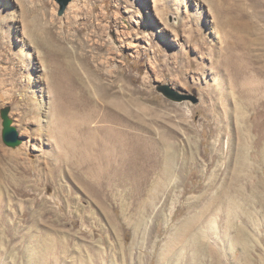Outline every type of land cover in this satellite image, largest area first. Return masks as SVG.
I'll use <instances>...</instances> for the list:
<instances>
[{"label": "rangeland", "instance_id": "1", "mask_svg": "<svg viewBox=\"0 0 264 264\" xmlns=\"http://www.w3.org/2000/svg\"><path fill=\"white\" fill-rule=\"evenodd\" d=\"M260 89L264 0H72L62 15L56 0H0V157L25 147L20 155L45 170L42 177L53 169L56 184L41 185L39 198L55 197L56 211L70 215L82 208L63 210L61 195L94 209L72 176L76 149L85 144L80 128L99 127L138 149L130 175L112 176L113 186L104 179L98 224L74 214L37 218L28 205L38 196L1 197L4 215L23 210L31 220L0 216V264H81L98 252L103 264H264V158L251 159L258 140L247 131ZM5 108L17 148L2 139ZM77 114L88 125L73 123L70 141L57 144V118ZM66 147L71 153L61 156ZM243 157L249 168L237 170ZM221 191L233 197L199 222L207 199ZM146 203V223L135 231ZM186 222L211 229L206 244ZM48 235L68 248L56 245L53 258L42 253Z\"/></svg>", "mask_w": 264, "mask_h": 264}, {"label": "bare ground", "instance_id": "2", "mask_svg": "<svg viewBox=\"0 0 264 264\" xmlns=\"http://www.w3.org/2000/svg\"><path fill=\"white\" fill-rule=\"evenodd\" d=\"M260 92H261L260 94L261 96L260 99L258 100L259 101L258 105L253 110L254 111L253 115L249 120V125H247V131L250 137L258 140V144L256 145V147L252 146L254 145L253 143L251 145L252 148L251 154L253 155L251 159L253 160L255 159L256 156L257 157L260 156L264 158V95H263L264 89L262 90L260 89ZM78 115L81 114H77L75 116H69V117H66L64 115L65 119L64 117L61 119L63 115L57 118L59 136H62L59 137L58 139L59 141H57V144L64 145L65 142L61 141L63 138H66L65 141L67 142L70 141V136L72 135L73 130H75L73 123L77 122L75 127L80 125L84 127L88 125L87 118H85L84 115L82 117ZM78 131L79 134L81 135L78 137V141L80 138H84L85 144L79 146L76 149L75 169L72 173V176L84 188L85 193L88 195L87 197L89 199L88 203L91 204L94 207V209L93 208L90 209V207L87 208L81 206L78 198L70 197L69 195H61V197H64L65 200V202L63 203L64 206L60 205V207L63 210H68L69 208L68 206H70V204L72 205L76 204L82 208V211L80 213L77 214L70 213V215H67L56 211L55 206L56 205L59 206V202L56 201L55 197H52L53 199H48L49 197L48 198L43 197L42 199H40L39 192L41 185L50 184V183L56 184L53 176L54 171L53 169H49L50 170L49 173H46L47 177H42V174L45 172V170L30 163L28 159L22 158L21 155L24 154L23 152L25 150V147L19 149L16 155H8V156L3 155L0 157V164H2L1 173H0V199L1 197H3L5 200H11L13 196H17L21 198L25 196H33V197L38 196L37 199L31 200L28 205L32 209L39 210L36 216L37 218L39 217L43 218L45 215L50 214L51 220L53 219L67 220L70 219L71 215L74 214L73 216H75L81 222H92L93 224H98L99 217L104 211V201L102 198V190H101L104 179L108 178V183L113 186L115 184L114 183L115 179L113 180L114 177L112 176L119 175L120 173L123 175L124 174L130 175V172L134 170L135 167L133 161L136 158L135 153L138 152V149L135 146L134 141L132 140L130 141V139H126L124 137H118V135L113 136L112 134L108 135L107 137H104L102 133H100L99 127L95 128V130L92 131H88V128L84 127V128H80ZM69 145L70 144H67V146ZM70 153L71 152L70 150L67 149V147L64 150H61L60 152L61 156H67ZM247 161L248 160L245 157L239 158L235 165L237 170L239 168H243L244 166L247 167L246 166V164H248ZM174 164H175L174 158L173 159L170 158L166 168L164 169V174L166 176L171 175ZM66 165L70 166L69 163H66ZM193 166H194L193 163L189 161L185 167L186 168L189 167L193 170ZM32 170L34 171V173H32ZM251 170L253 169L251 168ZM238 178H239V174H234L231 184L237 183ZM164 183L165 182L162 183V186L164 185ZM214 185H215L214 183H210L208 187L211 188L214 187ZM62 189L65 190V188ZM222 189L224 190L223 187ZM221 192H222L221 194L214 195L213 197L207 199L209 203V208L204 214L201 213L202 216L201 217L199 216L200 217L199 222L206 221L209 218H211L213 214L218 213L216 209L218 203L225 202L228 198L233 197L232 194L228 193L226 195L227 192L226 193H223L224 191ZM198 201H199L198 199L194 200L193 208L199 205ZM150 207L151 204L148 205L146 203L143 204V206H141L137 210L140 219H138V221L135 222L134 225V227H136L134 229L135 231L141 230L144 227L146 223V216H145L146 214L144 213L145 212L144 210L147 209L149 210ZM3 208L4 206L1 203L0 216L4 219H6L7 217L9 218L14 217V220L15 219L31 220L29 219L30 214L25 213L23 210H20L17 214L8 213L4 215L2 213L4 211ZM37 218H35V222H38ZM53 221H49V222L56 224V222ZM109 221L110 222L113 221L114 223V220L111 217H109ZM211 221L212 220H210L209 222ZM183 227L186 231L195 233L193 238L199 239L201 244L202 243L206 244L204 241L207 239V237H209V235L212 234L210 228L208 227L202 228L203 226L202 227L199 226L196 228V226H193V224L189 222H186L185 225H183ZM48 231L57 233L55 230L51 228H48ZM37 238H38L37 236L36 237L34 236V239ZM47 240L49 244L48 246H45L43 248H39V247L38 248L42 253H46V254L50 253L51 258L54 257L53 254L56 251V245H58L64 250L68 248L66 242L63 239H61V236H54L52 238L50 235H48ZM207 246L211 247L210 245ZM204 247L205 246H203V248ZM121 253H122L121 256L122 261L124 262L125 260H129V258L131 257L130 256L131 254L126 248H124L121 251ZM202 254L203 252L200 253L199 256H201ZM100 255H101L100 252L95 253V256H91V255L89 256V254H87L85 257H81L80 262L81 264H103L102 263L103 258H101ZM32 260L33 258L29 257L28 262H31ZM59 260H61V258H59ZM38 263H48V260L44 258L38 260Z\"/></svg>", "mask_w": 264, "mask_h": 264}, {"label": "water", "instance_id": "3", "mask_svg": "<svg viewBox=\"0 0 264 264\" xmlns=\"http://www.w3.org/2000/svg\"><path fill=\"white\" fill-rule=\"evenodd\" d=\"M61 7V15L65 12L68 5L71 3L72 0H56ZM10 108H5L1 111V118H2V139L4 144L10 148H17L20 145V140L17 134V130L13 127V122L9 117Z\"/></svg>", "mask_w": 264, "mask_h": 264}]
</instances>
